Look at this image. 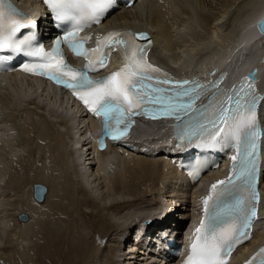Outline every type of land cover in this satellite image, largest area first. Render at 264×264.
I'll return each mask as SVG.
<instances>
[{
    "label": "bare ground",
    "instance_id": "obj_1",
    "mask_svg": "<svg viewBox=\"0 0 264 264\" xmlns=\"http://www.w3.org/2000/svg\"><path fill=\"white\" fill-rule=\"evenodd\" d=\"M16 1L29 8L27 12L37 11L36 0ZM263 16L264 0H145L131 8H120L102 26L131 27L149 32L153 40L150 55L155 62L178 73H195L211 82L216 81V77L224 76L217 81L219 87L234 83L246 72L256 69V84L264 92V58L260 63L257 60L258 57H264V34L257 30ZM40 23L45 24L44 18L40 19ZM206 71L210 72L207 77ZM80 114L83 111L71 102L63 90L45 86L31 78L19 76L18 73L0 77V264L10 262V259L17 264L20 255L30 251L33 236L42 235L43 230L47 236L46 243L57 245L66 242L65 235L54 230L58 228L54 223L58 222H49L50 213L56 198L60 200L64 197L65 200V197L71 196L75 199L72 196L78 195L75 191L79 195L73 201L76 204H73L81 205L89 212L94 210L91 222L98 229H94L93 235L95 238L102 236L96 249L93 248L96 245L87 244L86 250L82 252H97L95 255L90 254L95 258L93 264H146L148 260V264H164L155 252H149L148 255L140 249H134L139 250L134 252L133 237L127 236L131 228L133 233L144 223L145 218L160 209L158 204L161 200L166 209L156 215L158 217L149 219L147 241L142 244L151 248L150 243L156 242L154 236L157 233L174 234L181 223L180 217L189 212L188 207L181 205L191 191L178 185L175 189L180 192L177 194V205L176 201L163 199L165 194L172 191L171 186L164 181L177 177L161 152L145 156L112 148L92 160L80 162L82 158L78 151L82 147L77 133L80 127L89 122L81 118ZM89 127H93L92 122ZM161 132H164L163 127L142 126L139 135H136L139 148L147 143L149 146L155 145L153 138H159ZM40 161L41 167H37ZM29 169L36 174L29 172L32 175L28 173L23 176ZM221 175V171L212 176L204 175L192 194L188 195L187 204L191 198L193 217L196 220L199 219L200 186L211 177ZM73 178L82 180L81 187H88L87 194L78 185L80 182ZM21 180H25L29 189L33 185L32 199L29 197V189L26 195L24 191L19 192L20 187H25L21 186ZM35 181L42 183L34 184ZM35 185L46 190V199L44 196L43 201L34 198ZM262 188L261 206L264 213V171ZM19 194L27 198L23 199ZM44 201L48 203V210L41 206ZM172 202L173 206L170 205ZM71 205V209L66 207L68 217L63 221H66L67 229L78 221V218L70 217L71 212H74L72 207H75ZM20 214L27 216L24 222L17 219ZM81 214L87 217V213ZM82 215H78L81 221ZM255 234L251 242L236 251L235 259H239L247 250L251 251L264 244V216ZM103 235L107 238L109 235L110 240L104 241L106 237L103 238ZM69 238L72 239H68L71 246L72 243H77V247L78 243H88ZM105 245L108 247L103 252L102 247ZM76 246L67 251L66 259L70 264L73 254L80 252ZM74 256L78 257L79 254Z\"/></svg>",
    "mask_w": 264,
    "mask_h": 264
},
{
    "label": "snow or ice",
    "instance_id": "obj_2",
    "mask_svg": "<svg viewBox=\"0 0 264 264\" xmlns=\"http://www.w3.org/2000/svg\"><path fill=\"white\" fill-rule=\"evenodd\" d=\"M44 3L54 20L71 24V30L55 40L51 51H45L35 43L34 34H23L31 29L30 22L5 11L0 0V64L10 58L2 55L5 52L31 58L20 70L70 90L88 112L102 120L104 134L113 141L126 138L133 117L145 116L153 120L172 118L184 124L178 129L177 139L198 141L197 147L215 149L228 142L235 144L232 170L227 179L211 185L209 195L203 200L204 215L184 262L228 264L237 246L251 239L252 225L257 219L256 120L260 98L255 95L252 76L246 77L245 83L231 93L213 92L205 107L196 108V100L204 92L219 89V82L205 86L173 80L148 62L150 41L144 33L110 32L98 37L96 47L91 50L84 47L90 37L77 39V33L101 23L114 0H44ZM258 27L264 34V21ZM62 44L87 62L84 71L67 64L61 52ZM112 52L121 55L123 67L103 79H90L88 72L106 67ZM247 264H264V248Z\"/></svg>",
    "mask_w": 264,
    "mask_h": 264
},
{
    "label": "rangeland",
    "instance_id": "obj_3",
    "mask_svg": "<svg viewBox=\"0 0 264 264\" xmlns=\"http://www.w3.org/2000/svg\"><path fill=\"white\" fill-rule=\"evenodd\" d=\"M41 161H40V164L38 165H36L37 167L38 166H40L41 167ZM35 166V167H36ZM32 167V166H31ZM34 166L32 167V168H35ZM29 172H31L32 174L34 173V170H31V169H29L28 170V172L26 173V174H23V176L25 175V176H27L28 175V173ZM31 173H29V175H32ZM36 174V172L34 173V175ZM69 174H71V175H73L72 173H69ZM73 180L74 181H77V182H80V184H78L80 187H81V184H82V180L79 178V179H75V178H73ZM22 182H23V185H21V183L22 182H20V185L21 186H25L24 187V189L22 188V187H20L19 188V192L21 193L22 191H24L25 192V195L27 194L26 192H27V190L30 188V186L29 185H27L26 186V183H24V181L25 180H21ZM35 183H42V182H39V181H35L34 182V184ZM98 183V182H97ZM100 183V182H99ZM101 184V183H100ZM43 185H45L44 183H43ZM46 186V185H45ZM71 186H73V183L71 182ZM32 187H33V185H32ZM32 187H31V189H29L28 191H29V197L32 199ZM47 187V186H46ZM85 192H86V194H87V189H88V187L86 188V187H81ZM48 192V191H47ZM78 195H79V192L78 191H75ZM25 195H22V194H19V196L20 197H23V199H26L27 197L25 196ZM78 195H72L75 199L78 197ZM59 197H60V195H58ZM64 196H66L65 194H64ZM64 198V197H63ZM63 198H61L60 200L58 199V198H56L55 200H56V204H55V206L54 207H52V210H51V220H49V222L50 223H54V222H58V223H54L56 226L58 225V228L57 229H54L55 231H59V232H62V234L63 235H65V241L66 242H63V243H58L57 245H53V243L52 244H50V243H46L47 242V236H46V234H45V231L43 230L41 233H42V235H37V234H35L34 236H33V239L31 240V246H30V251L29 252H23L21 255H20V257H19V259H17V264H70L69 262H67V257H68V255H67V251H71L72 250V247H74V246H76L77 245V243H72L73 244V246H71V243L69 244V242L72 240V239H70L69 237H71V238H76V239H74V240H83L84 242H88V243H78V249L77 250H79L80 252H76V253H74V254H79V256L77 257H75L74 256V254H73V261H72V259H71V264H93L94 262H95V258L93 257L92 258V256H90V254H97V252H94V251H90L89 253H84V254H82V252H84V250H86V246H88L87 244H94V246L95 247H93L94 249H96V247H97V245H98V243H100V238H102V236L101 235H99V238H95L94 237V235H93V233H94V229H98V228H96V225L95 224H93L92 222H91V219H93V214H94V210L92 209V210H90L91 212H89V211H87L86 210V208L85 207H83V206H79V205H74V204H76L75 202H73L75 199H73L71 196H67V198L65 197V200L63 199ZM45 199H46V196H45ZM44 199V200H45ZM28 200V199H27ZM57 200H59V202L57 203ZM35 201V200H34ZM67 201V202H66ZM64 202H66L65 204H64ZM43 203V202H42ZM41 203V206H42V208L44 209V210H48L49 208H48V203H45V201H44V203L42 204ZM74 203V204H73ZM94 203V202H93ZM64 204V205H63ZM72 204V205H71ZM40 205V204H39ZM69 205H71V206H75V207H72V210H74V212H71V215H70V217L72 216V217H75V218H78V221H76V223H75V225H70V227L68 226V229L66 228V225H65V222L63 223V221H64V219H66L68 216L66 215V207L67 208H69L70 206ZM69 206V207H68ZM178 207V206H177ZM75 208H76V210H75ZM70 209H71V207H70ZM83 213V212H85V213H87V217H85V216H83L81 213ZM76 216H75V215ZM78 215H82V221H81V218H79V216ZM17 216V215H16ZM155 217H158V216H155ZM154 217V218H155ZM142 218H140V220H141ZM98 220L100 221V223L102 222L101 221V219H99L98 218ZM81 222V223H80ZM88 222V223H87ZM59 223H61V224H59ZM99 223V222H98ZM84 224V225H83ZM93 224V225H92ZM60 225V226H59ZM71 226H72V228H71ZM52 227V226H51ZM74 227V228H73ZM67 229V230H66ZM53 230V231H54ZM64 230H66L65 232H64ZM72 230V232H71V234H70V231ZM133 229L131 228V230H130V233H131V231H132ZM76 231H77V233H76ZM67 232V233H66ZM79 232V233H78ZM65 233V234H64ZM92 234V236H87V235H91ZM108 236V238L106 237V236H104L103 235V238H107V240H106V238L104 239V241H108V240H110V236L109 235H107ZM66 237H68V238H66ZM92 237V238H91ZM156 238H157V236H155ZM84 238H85V240H84ZM122 238V237H121ZM68 239H70V241L68 240ZM92 239V240H91ZM98 239V240H97ZM36 240V241H35ZM91 241V242H90ZM43 242H45V243H43ZM92 242H94V243H92ZM98 242V243H97ZM66 243V244H65ZM97 243V244H96ZM43 244V245H42ZM60 244V245H59ZM67 244H68V246H67ZM80 244V245H79ZM114 244H116V243H114ZM41 245V246H40ZM50 245V246H49ZM61 248H60V247ZM83 246V247H82ZM105 247H108V245H105V246H103L102 247V251L104 252L105 251ZM39 248V249H38ZM43 248V249H42ZM55 248V249H54ZM68 248V249H67ZM71 250H70V249ZM127 248V247H126ZM50 249V250H49ZM60 249V250H59ZM33 250V251H32ZM55 250V251H54ZM66 250V251H65ZM88 250H90V249H88ZM49 251V252H48ZM38 252H40V253H38ZM48 252V253H47ZM50 253V254H49ZM55 253V254H54ZM61 253V254H60ZM45 254V255H44ZM63 254V255H62ZM35 255V256H34ZM37 255V256H36ZM39 255V256H38ZM50 255V256H49ZM52 255H56V256H52ZM88 255V256H87ZM48 256H49V258H48ZM83 256H85V257H83ZM114 256L116 257V254H114ZM22 257V258H21ZM51 257V258H50ZM59 257V258H58ZM46 258H47V260H46ZM79 258V259H78ZM86 258V259H85ZM88 258V259H87ZM37 259V260H36ZM60 259V260H59ZM81 259H82V261H81ZM115 259V258H114ZM78 260V261H77ZM92 260H93V263H92ZM87 261V262H86ZM90 261V262H89ZM9 262V261H8ZM8 262H5V264H16V261H11V259H10V262L8 263ZM83 262V263H82ZM148 262H150L149 260H148ZM148 262H146V264H148Z\"/></svg>",
    "mask_w": 264,
    "mask_h": 264
},
{
    "label": "water",
    "instance_id": "obj_4",
    "mask_svg": "<svg viewBox=\"0 0 264 264\" xmlns=\"http://www.w3.org/2000/svg\"><path fill=\"white\" fill-rule=\"evenodd\" d=\"M262 21H264V18L262 19ZM262 21H260L259 24H260ZM249 76H252V79L254 80L252 74H248V77H249ZM39 188H40V189H39ZM37 189H39V190H41V191H39V190H37ZM35 190H36V191H35ZM37 191H38V192H37ZM44 193H45V189H44V188H41L39 185H35V187H34V191H33V196H34V198H36L37 201H41V200L43 199ZM17 219L20 220V221H23V222H24V221L27 219V216H26L25 214H20V215H18V218H17Z\"/></svg>",
    "mask_w": 264,
    "mask_h": 264
}]
</instances>
